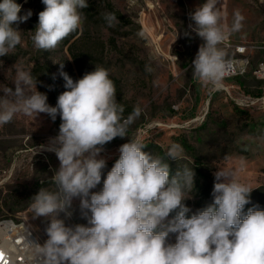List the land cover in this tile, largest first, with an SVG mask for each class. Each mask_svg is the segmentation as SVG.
<instances>
[{"label": "clouds", "instance_id": "obj_1", "mask_svg": "<svg viewBox=\"0 0 264 264\" xmlns=\"http://www.w3.org/2000/svg\"><path fill=\"white\" fill-rule=\"evenodd\" d=\"M42 3L45 8L31 39L35 48L47 51L81 28L82 10L89 3ZM217 5L218 0H206L189 14L194 21L189 27L203 41L192 61L193 76L215 87L228 66L221 45L242 29L245 19L237 10L229 27ZM22 8L16 0H0V57L22 42L19 25L33 15L31 9L21 15ZM104 19L110 27L117 22L114 13H106ZM14 67V89L0 85V125L12 122L18 113H44L52 121L59 115L62 121L58 135L42 149L54 152L59 161L51 176L55 189L41 187L30 205L33 219L44 218L47 239L43 244L30 239L26 247L34 248L44 264H264V210L249 208L243 215L252 189L231 169L213 173L212 202L186 215L191 210L183 201L191 198L187 193L193 189L195 172L184 168L170 175L168 159L176 161L183 152L177 144L170 146L165 159L143 151L146 145L131 138L119 147V158L102 190L92 191L106 167L100 157L103 146L128 136L130 125L141 115L136 107L125 117V106L117 101L116 85L106 68L95 66L74 81L60 64L67 90L53 107L37 90V78ZM75 199L87 225L65 223L73 215ZM173 211L176 215L168 219ZM169 234H175V243H169Z\"/></svg>", "mask_w": 264, "mask_h": 264}, {"label": "rangeland", "instance_id": "obj_2", "mask_svg": "<svg viewBox=\"0 0 264 264\" xmlns=\"http://www.w3.org/2000/svg\"><path fill=\"white\" fill-rule=\"evenodd\" d=\"M16 2L23 5L21 15L28 9L35 14L36 0ZM204 2L88 0L81 28L47 51L34 47L31 36L38 22L31 24L29 19L19 25L21 44L0 57V85L14 89V66H20L37 78V90L54 107L67 90L60 64L74 81L102 66L116 85L125 117L136 107L141 115L130 125L128 136L103 146L100 157L106 167L93 192L102 190L104 178L119 158V147L132 138L146 145L143 151L165 159L171 145L181 146V158L167 162L175 169L172 176L184 168L195 172L193 189L187 193L191 198L183 201L191 210L188 217L212 202L213 173L222 168L234 171L252 189L244 215L249 208L264 210V82L252 71L222 80L219 87L194 78L192 61L203 41L189 27L194 26L189 14ZM217 6L229 27L235 11L245 18L242 29L229 34L221 45L225 58L235 56L229 45L264 43V0H218ZM106 13L117 17L111 27L104 19ZM61 122L59 115L52 121L44 113H18L12 122L0 125V219L24 220L41 244L47 239L46 222L42 217L33 219L30 205L41 187L55 189L51 176L59 161L54 152L42 149L58 135ZM72 211L66 225H87L78 199ZM175 215L173 211L168 219ZM169 243H175V234H169Z\"/></svg>", "mask_w": 264, "mask_h": 264}, {"label": "built area", "instance_id": "obj_3", "mask_svg": "<svg viewBox=\"0 0 264 264\" xmlns=\"http://www.w3.org/2000/svg\"><path fill=\"white\" fill-rule=\"evenodd\" d=\"M235 56L225 58L227 69L222 80L243 76L250 71L264 82V43L232 44ZM24 220L12 216L0 219V264H44V258L32 247L38 239ZM40 243V242H39Z\"/></svg>", "mask_w": 264, "mask_h": 264}, {"label": "trees", "instance_id": "obj_4", "mask_svg": "<svg viewBox=\"0 0 264 264\" xmlns=\"http://www.w3.org/2000/svg\"><path fill=\"white\" fill-rule=\"evenodd\" d=\"M109 6L112 10H114V7L112 5H109ZM44 8H45V5L42 3V0H36L35 14L30 18L31 24H36L38 22V14H39V12L43 11ZM114 12L119 18H124V16L122 15V13L119 10H115ZM174 170L175 169L170 165V175H173L172 172ZM243 215H244V213H243Z\"/></svg>", "mask_w": 264, "mask_h": 264}, {"label": "bare ground", "instance_id": "obj_5", "mask_svg": "<svg viewBox=\"0 0 264 264\" xmlns=\"http://www.w3.org/2000/svg\"><path fill=\"white\" fill-rule=\"evenodd\" d=\"M27 228H28V226H27ZM29 229V228H28Z\"/></svg>", "mask_w": 264, "mask_h": 264}]
</instances>
